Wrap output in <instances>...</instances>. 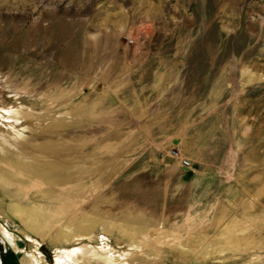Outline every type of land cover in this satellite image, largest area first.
Segmentation results:
<instances>
[{
	"label": "rangeland",
	"instance_id": "1",
	"mask_svg": "<svg viewBox=\"0 0 264 264\" xmlns=\"http://www.w3.org/2000/svg\"><path fill=\"white\" fill-rule=\"evenodd\" d=\"M0 264H264V0H0Z\"/></svg>",
	"mask_w": 264,
	"mask_h": 264
},
{
	"label": "built area",
	"instance_id": "2",
	"mask_svg": "<svg viewBox=\"0 0 264 264\" xmlns=\"http://www.w3.org/2000/svg\"><path fill=\"white\" fill-rule=\"evenodd\" d=\"M175 155H178V153L175 152ZM181 165H182L183 167H186V166L189 165V161H188L186 158H182V157H181Z\"/></svg>",
	"mask_w": 264,
	"mask_h": 264
}]
</instances>
